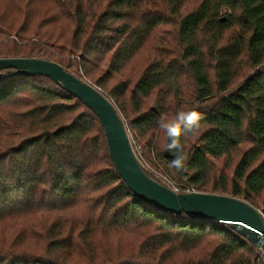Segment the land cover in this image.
Listing matches in <instances>:
<instances>
[{"label":"trees","instance_id":"16d2710c","mask_svg":"<svg viewBox=\"0 0 264 264\" xmlns=\"http://www.w3.org/2000/svg\"><path fill=\"white\" fill-rule=\"evenodd\" d=\"M145 52L151 63L108 88ZM3 58L54 61L108 88L136 144L155 145L140 161L180 193L238 198L264 216V0H0ZM245 144L230 176L215 177L213 160ZM0 264H264V255L230 225L137 198L95 114L37 76L0 81Z\"/></svg>","mask_w":264,"mask_h":264},{"label":"water","instance_id":"95a60500","mask_svg":"<svg viewBox=\"0 0 264 264\" xmlns=\"http://www.w3.org/2000/svg\"><path fill=\"white\" fill-rule=\"evenodd\" d=\"M13 77H45L92 111L104 129L113 165L131 192L140 200L170 214L195 216L234 227L264 255V216L245 201L217 194L176 193L150 178L138 161L116 107L97 87L74 75L56 62L39 58L0 59V73Z\"/></svg>","mask_w":264,"mask_h":264},{"label":"rangeland","instance_id":"374dc122","mask_svg":"<svg viewBox=\"0 0 264 264\" xmlns=\"http://www.w3.org/2000/svg\"><path fill=\"white\" fill-rule=\"evenodd\" d=\"M150 53H151V51H150ZM145 54L147 55V57H146V55H145V58H142V56H141L140 59H139V61L136 63L135 67L133 68V70L129 74H126V76H123V77L114 75L113 76V79L108 82V88H112L114 85L118 84L121 81L128 80V78L131 75H134L135 76V73L138 74L139 72H141L145 68V66L149 62L151 63L152 60H149V62H148V53L145 52ZM151 55H152V53H151ZM152 57H153V55H152ZM0 75H1V73H0ZM81 79L87 81L88 83L90 82V81H88L85 78H81ZM97 88H99V87H97ZM107 89H100L99 88V90H101V91L103 90L102 92H104L105 94H107V92H108ZM122 120H123V122H124V124L126 126L127 125V121L125 119H122ZM126 130H127V133H128V136H129V139H130V143L132 145V148L134 149L135 155H137V152L138 151H147V152L150 151L151 152V149H152V152H151L152 155H151V157H154V152L153 151H156L155 145H153L150 148H147L148 146H146V147L143 146V148H141L142 145L140 146V145L136 144V142L134 140V137H132V134L130 133V131H129V129L127 127H126ZM157 137H158V135L155 137L154 142L157 140ZM144 141L145 140H143V142ZM190 142H193V139ZM246 148H247V144L243 145L237 151H235L234 153H232L229 157H224V158H221L219 160H213L214 174H215L214 176L215 177H218L221 174L230 176L231 171H232L234 165L236 164V162L239 159L240 155L242 154V152ZM136 157L138 159V156H136ZM138 161L140 162V164L142 165V167L145 169V171L147 173L151 174L153 177H155V179L158 180L160 183H162V184L170 187L176 193H179L180 192L181 189H179L178 186H175V184L170 180V178L164 172L161 173V171L158 170V169H156V168H154L151 163H149V164L146 165V164H144V162L142 160L140 161V159H138ZM156 170H158L159 172L156 171ZM182 190H184V189L182 188ZM191 192H195V191H191ZM225 196H227V195H225ZM122 236H123L124 239L128 238L129 236L132 237V235L127 234V233H123Z\"/></svg>","mask_w":264,"mask_h":264},{"label":"built area","instance_id":"2783aa9c","mask_svg":"<svg viewBox=\"0 0 264 264\" xmlns=\"http://www.w3.org/2000/svg\"><path fill=\"white\" fill-rule=\"evenodd\" d=\"M132 146V145H131ZM133 151H134V149H133ZM135 153V152H134ZM168 187V186H167ZM170 188V187H169ZM180 193V192H179ZM181 193H189V191H186V192H181Z\"/></svg>","mask_w":264,"mask_h":264}]
</instances>
